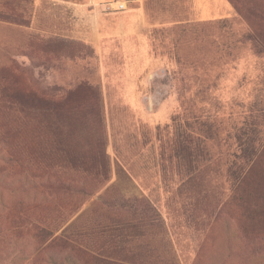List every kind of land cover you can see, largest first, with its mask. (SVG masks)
<instances>
[{"label": "rangeland", "instance_id": "obj_1", "mask_svg": "<svg viewBox=\"0 0 264 264\" xmlns=\"http://www.w3.org/2000/svg\"><path fill=\"white\" fill-rule=\"evenodd\" d=\"M46 5L0 0V264H264V0H150L101 49L38 29Z\"/></svg>", "mask_w": 264, "mask_h": 264}, {"label": "crops", "instance_id": "obj_2", "mask_svg": "<svg viewBox=\"0 0 264 264\" xmlns=\"http://www.w3.org/2000/svg\"><path fill=\"white\" fill-rule=\"evenodd\" d=\"M40 1L47 5L41 9L44 17L41 15L40 21L36 23L38 29L61 30L73 39L90 43L98 49H101L110 32L121 37L132 35L143 38L151 30L147 9L150 0H132L131 6L130 1H127L128 7L116 13H106L97 5L110 0Z\"/></svg>", "mask_w": 264, "mask_h": 264}, {"label": "trees", "instance_id": "obj_3", "mask_svg": "<svg viewBox=\"0 0 264 264\" xmlns=\"http://www.w3.org/2000/svg\"><path fill=\"white\" fill-rule=\"evenodd\" d=\"M72 99H73L72 94H69L67 97L64 98V100H57L54 98H45V97H41V96H37V95H32L31 97H29V103H30V105L32 104L33 106L41 105L43 108H46L47 110H50V111L57 113L64 107V105L65 106L68 105L72 101ZM20 103L23 104V99L20 100ZM242 147H243V145H242ZM262 151H263L262 145L256 144L255 140H252L250 145L245 150H242V153H250L251 157L249 160L250 165L244 170L243 173L239 174V176L237 178L239 185L241 183H243V181L246 179L251 168L253 167V165L255 164L257 159L259 158V156L262 154ZM1 159H2V162L4 164L6 163V164L11 165V166H13L19 162L14 156H11L8 154L3 155ZM44 161L48 162L49 168H51V169L54 168V165H56L52 161H47V159H45ZM67 164L70 165L69 167L72 170H78V169H81L82 167L85 168V166L88 165V162L78 161V159H73V160H67ZM99 168L101 169L102 174H105L106 175L105 177H107L109 170H110L108 163L104 161L102 166H96L95 165V169L99 170ZM10 174L11 173L6 175L2 171H0V188H3V187L6 188V187L10 186L11 184H13V182L11 180H9ZM33 174H35V171H33ZM20 181L22 183V185H21L22 187H26L27 185H30V186L32 185V187L34 188L35 186L38 185V179L36 176L32 177V176L27 175V177H25L24 179H22ZM58 231L59 230L56 228L55 222H45L43 224H40L38 227V234L45 242L53 243L55 241L60 240V242L62 241L64 244H68L70 242V240H69L70 238L66 237V238L58 239L56 237V233ZM97 257H98V255H95V258H97Z\"/></svg>", "mask_w": 264, "mask_h": 264}, {"label": "built area", "instance_id": "obj_4", "mask_svg": "<svg viewBox=\"0 0 264 264\" xmlns=\"http://www.w3.org/2000/svg\"><path fill=\"white\" fill-rule=\"evenodd\" d=\"M127 8V3L124 1H118L115 3H108L105 6L106 10H117V11H123Z\"/></svg>", "mask_w": 264, "mask_h": 264}]
</instances>
